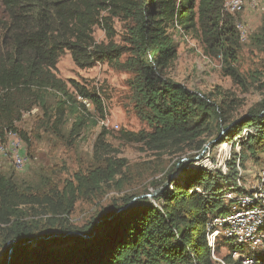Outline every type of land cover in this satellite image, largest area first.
Wrapping results in <instances>:
<instances>
[{
	"label": "trees",
	"instance_id": "trees-1",
	"mask_svg": "<svg viewBox=\"0 0 264 264\" xmlns=\"http://www.w3.org/2000/svg\"><path fill=\"white\" fill-rule=\"evenodd\" d=\"M224 2L2 0L0 134L4 140L6 133L11 132L28 141L15 124L24 113L42 103L44 95L71 98L67 85L56 74L57 63L66 51L81 69L97 62L114 64L126 54L118 66L134 75L128 86L138 116L150 129L126 136L139 140L148 150H176L183 154L191 151V157H197L224 129L228 128L227 134L216 143L218 146L244 129L255 132L240 145V153L233 150L226 173L189 169L182 180H172L170 188L160 189L163 185L152 184L154 192L160 191L151 201L142 198L118 212L139 195L123 197L121 204L112 203L80 228L68 219L76 195H94L102 181H111L120 171L105 173L106 170L97 169L86 176L77 175L74 189L67 182L62 192L51 188L42 194L23 190L13 172L0 173V247L8 252L14 245L8 264H217L207 245V225L211 218L229 213L222 190L235 184L237 159L243 169L245 160L260 162L264 157V100L237 116L236 104L225 92L191 91L166 78L165 73L178 52L169 30L179 28L197 37L209 57H222L223 76L234 85H248V78L237 66L241 42L235 16L225 12ZM102 13L108 16L102 17ZM114 18L130 22L122 47L112 42L116 35ZM101 22L110 40L107 45L97 44L92 37L93 28ZM255 46L264 52V22L255 36ZM71 83L78 95L89 100L102 115L100 100ZM64 104L56 108V129L63 122ZM29 210L35 212L32 215H50L54 220L36 221ZM99 220L102 222L95 236L83 239L77 235L91 236ZM54 235L62 238L45 239ZM38 237L43 239L34 242ZM220 242L229 251L222 260L241 264L232 259L235 247L230 241ZM261 260L264 262V257Z\"/></svg>",
	"mask_w": 264,
	"mask_h": 264
},
{
	"label": "rangeland",
	"instance_id": "rangeland-1",
	"mask_svg": "<svg viewBox=\"0 0 264 264\" xmlns=\"http://www.w3.org/2000/svg\"><path fill=\"white\" fill-rule=\"evenodd\" d=\"M103 16L107 17L108 14L102 13ZM263 22L264 0H260L257 7H246L241 14L235 15V24H243L248 35L247 40L241 42L237 62L242 75L248 78L247 86L234 85L229 77L223 76V59L209 57L197 37L191 33L186 34L179 28L169 30L178 52L177 59L165 73L166 78L203 94L223 91L235 102V115H243L264 100V52L262 48L260 51L255 46V36ZM128 25L130 22L116 18L112 20L116 33L113 43L120 47L125 45ZM92 37L97 44L109 43L103 22L93 28ZM125 59L126 54L114 64L97 62L92 67L81 69L73 63L70 53L64 52L57 63L56 74L67 85L68 96L71 98L55 94L44 95L42 103L24 113L15 124L28 141L11 132L6 133L4 140L20 150L25 162L23 167L17 168L9 157L0 159V173L13 172L20 187L32 193H48L51 188L62 192L67 182L72 183L71 188L74 189L77 186V175L86 176L97 169L106 170L105 173L110 170L120 171L111 181H102L94 195L88 198L76 195L74 210L68 219L70 224L79 228L87 226L96 214L112 203L121 204L123 197L139 195L126 205L134 204L142 200L139 197L154 193L152 184L163 185L160 189L167 186L170 188V184L167 185L168 179L182 180L189 169H202L194 163L195 157H191L194 155L191 151L185 154L176 150L153 152L139 140L126 136V133H147L150 129L138 116L137 104L128 86V81L134 75L118 66ZM71 82L100 100L102 115L95 105L78 95ZM62 102L65 103L63 122L56 129V108ZM81 103L85 106L82 107ZM79 123H82L80 128ZM212 142L205 146L201 161L207 156L211 161L217 160L219 146ZM232 153L233 149L230 154ZM230 159L231 155L228 161ZM261 159L260 162L245 160L243 170L247 186L255 181ZM227 204L230 209L231 203ZM35 209L42 212V209ZM29 212L33 219H41L42 223L54 220L50 215L35 216L32 215L35 214L34 211ZM220 241L215 247L218 251L214 254L217 260H222L229 253L224 242ZM6 256L7 252L0 247V262ZM257 257L261 261L264 253H257ZM212 260L219 264L217 260Z\"/></svg>",
	"mask_w": 264,
	"mask_h": 264
},
{
	"label": "built area",
	"instance_id": "built-area-1",
	"mask_svg": "<svg viewBox=\"0 0 264 264\" xmlns=\"http://www.w3.org/2000/svg\"><path fill=\"white\" fill-rule=\"evenodd\" d=\"M258 4L260 0H225L224 10L235 16L241 14L246 7H257ZM235 27L239 33L240 42H245L248 35L243 24L236 23ZM218 58L222 59L221 56ZM83 103L89 106L86 101ZM253 136L255 132L252 129H244L231 141L226 140L219 145L215 162L211 161L208 156L201 161L204 155L201 153L195 157L194 163L208 172L220 170L224 174L232 149L238 153L240 144ZM8 157L17 168L23 167L25 158L21 156L20 150L15 145L12 147L7 144L0 134V159ZM235 166L238 172L235 184L222 190L223 200L231 203L229 213L210 219L207 225V245L215 261L217 260L214 256L216 243L227 239L235 247L232 253L234 261H240L241 264H264L257 257V253H264V157L261 159L257 177L250 186L246 185L245 172L241 169L239 159ZM195 191L202 194L198 189ZM217 261L219 264H226L223 260Z\"/></svg>",
	"mask_w": 264,
	"mask_h": 264
},
{
	"label": "water",
	"instance_id": "water-1",
	"mask_svg": "<svg viewBox=\"0 0 264 264\" xmlns=\"http://www.w3.org/2000/svg\"><path fill=\"white\" fill-rule=\"evenodd\" d=\"M227 130H228V128H227V129H224V130L219 134V136H218V137H217L212 143H217V142L220 143V142H221L220 140L226 136V134H227ZM170 182H171V180H168L167 185H169ZM159 191H160V189H159L158 191H155L154 193H152V194H150V195L141 196V197H139V199H140V198H153V197H155V196L158 194ZM128 206H129V204L126 205V206H124V207H123L122 209H120L118 212H120L121 210L127 208ZM100 222H102V220H99V221L96 223L95 230L93 231V233L91 234V236H85V235H81V234H79V233H78L77 235H78L79 237L83 238V239H90L91 237L95 236V233H96V231H97L98 224H99ZM49 238L60 239V238H62V237H61V236H56V235H54V236H51V237H47V238H45V239H49ZM41 239H43V237L35 238L33 241L35 242V241H38V240H41ZM13 249H14V245H12V246L9 248V250H8V252H7V256H6V258L4 259V261L1 262L2 264H8V263H9V261H10V259H11V257H12Z\"/></svg>",
	"mask_w": 264,
	"mask_h": 264
},
{
	"label": "bare ground",
	"instance_id": "bare-ground-1",
	"mask_svg": "<svg viewBox=\"0 0 264 264\" xmlns=\"http://www.w3.org/2000/svg\"><path fill=\"white\" fill-rule=\"evenodd\" d=\"M223 147V146H222Z\"/></svg>",
	"mask_w": 264,
	"mask_h": 264
}]
</instances>
